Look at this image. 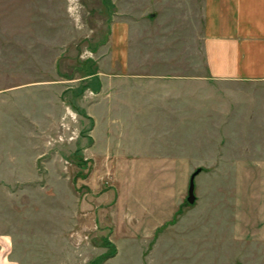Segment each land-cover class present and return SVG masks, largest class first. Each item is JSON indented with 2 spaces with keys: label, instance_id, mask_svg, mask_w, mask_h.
I'll use <instances>...</instances> for the list:
<instances>
[{
  "label": "rangeland",
  "instance_id": "obj_1",
  "mask_svg": "<svg viewBox=\"0 0 264 264\" xmlns=\"http://www.w3.org/2000/svg\"><path fill=\"white\" fill-rule=\"evenodd\" d=\"M202 22V0H0L15 264H264V81L174 79L206 72Z\"/></svg>",
  "mask_w": 264,
  "mask_h": 264
},
{
  "label": "crops",
  "instance_id": "obj_2",
  "mask_svg": "<svg viewBox=\"0 0 264 264\" xmlns=\"http://www.w3.org/2000/svg\"><path fill=\"white\" fill-rule=\"evenodd\" d=\"M202 21L206 72L201 76L176 75L174 79H194L207 88L213 82L264 81V0H202ZM115 60L126 64L123 63L125 58ZM236 93L248 95L247 90H224L222 95ZM185 95L183 88L175 90V99H185ZM182 161L188 160L183 158ZM0 264H15L10 256L9 241L2 234Z\"/></svg>",
  "mask_w": 264,
  "mask_h": 264
},
{
  "label": "water",
  "instance_id": "obj_3",
  "mask_svg": "<svg viewBox=\"0 0 264 264\" xmlns=\"http://www.w3.org/2000/svg\"><path fill=\"white\" fill-rule=\"evenodd\" d=\"M201 171V167H197L189 176L186 201L189 204H193L196 201V195L194 193V178Z\"/></svg>",
  "mask_w": 264,
  "mask_h": 264
}]
</instances>
